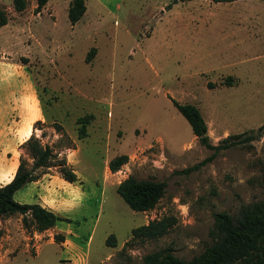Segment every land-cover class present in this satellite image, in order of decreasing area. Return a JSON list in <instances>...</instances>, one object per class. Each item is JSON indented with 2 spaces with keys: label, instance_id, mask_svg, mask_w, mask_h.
<instances>
[{
  "label": "rangeland",
  "instance_id": "374dc122",
  "mask_svg": "<svg viewBox=\"0 0 264 264\" xmlns=\"http://www.w3.org/2000/svg\"><path fill=\"white\" fill-rule=\"evenodd\" d=\"M69 2L48 0L35 12V0L21 11L0 0V185L19 157L30 164L22 145L30 134L76 175L63 180L54 162L38 169L35 195L70 205L39 233L18 214L0 218V264H71L85 255L86 264H143L161 248L189 259L210 242L214 213L264 201V0H84L72 24ZM171 100L198 108L211 145L249 130L253 138L207 148ZM121 154L127 161L110 172L107 161ZM127 175L165 183L152 209L133 211L115 192ZM22 190L13 199H25ZM164 217L163 235L130 238L132 228Z\"/></svg>",
  "mask_w": 264,
  "mask_h": 264
},
{
  "label": "trees",
  "instance_id": "16d2710c",
  "mask_svg": "<svg viewBox=\"0 0 264 264\" xmlns=\"http://www.w3.org/2000/svg\"><path fill=\"white\" fill-rule=\"evenodd\" d=\"M48 0H35L34 11L38 12ZM213 2H231L235 0H210ZM13 9L21 11L24 8V0H12ZM85 10L84 0H70L67 10V20L72 24L80 19ZM6 23L4 12L0 9V26ZM91 48L86 59L93 53ZM229 79V78H228ZM173 107L185 119L191 133L199 143L207 148L218 150L233 145L242 144L253 138V131L228 134L217 145L208 142L205 122L193 104L178 103L171 100ZM78 137L85 135V126L88 116L76 119ZM38 121H35L37 123ZM257 131L264 136V124ZM22 145L25 147L30 164L26 158L19 157L12 178L0 185V218L18 214L21 216V224L24 228H31L39 233L55 225L62 219L52 211L42 207L38 203H19L13 199V194L25 184L37 180L38 169H42L54 162L58 168L59 176L71 183L76 180V175L66 163L64 158L58 159L48 145L40 143L39 139L30 134ZM209 159V158H207ZM127 161L124 154L117 155L107 161V168L115 172ZM204 159L183 172L195 169L205 163ZM260 182L264 185V168L260 172ZM165 183L152 179H136L127 175L115 186V192L123 202L133 211L145 212L154 207L163 195ZM170 221L167 218L152 219L146 224L136 226L130 230L131 239H155L167 232ZM105 241L107 245H114V237ZM210 242L202 251L189 259L180 258L172 253L170 248H161L149 252L141 257L143 264H264V201H254L241 205L235 215L226 212L213 214V223L208 230ZM61 240V236L56 237ZM103 264V263H98Z\"/></svg>",
  "mask_w": 264,
  "mask_h": 264
},
{
  "label": "crops",
  "instance_id": "0c3cea01",
  "mask_svg": "<svg viewBox=\"0 0 264 264\" xmlns=\"http://www.w3.org/2000/svg\"><path fill=\"white\" fill-rule=\"evenodd\" d=\"M2 121L3 120H1V122ZM70 164H71V162H70ZM11 178H12V175L7 180H5L2 184L8 182ZM59 180L63 181L61 178ZM41 182H42V178H39L35 181H31V182L25 184L22 187L23 190L21 192H19V194H18L19 196H23L25 199H14V200H16L17 202L38 203L42 207L52 211L55 215L60 217V213L63 211L65 212L67 210L68 205H70V202H68L67 200H64L62 202H56V203L49 202L46 199V196L48 197L51 195L47 194V193H45V195H43L44 193L42 191L40 193H37V195H35V193L40 188ZM16 193L17 192H15L14 194H16ZM70 248H72V246H70ZM70 263L71 264H86V255H85V259L79 258V257L75 258V259L72 258V261H70Z\"/></svg>",
  "mask_w": 264,
  "mask_h": 264
}]
</instances>
